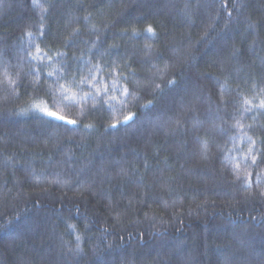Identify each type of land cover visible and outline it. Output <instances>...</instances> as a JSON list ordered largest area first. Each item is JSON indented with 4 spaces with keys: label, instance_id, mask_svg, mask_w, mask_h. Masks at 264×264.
Wrapping results in <instances>:
<instances>
[{
    "label": "trees",
    "instance_id": "obj_1",
    "mask_svg": "<svg viewBox=\"0 0 264 264\" xmlns=\"http://www.w3.org/2000/svg\"><path fill=\"white\" fill-rule=\"evenodd\" d=\"M261 100L264 0H0V264H264Z\"/></svg>",
    "mask_w": 264,
    "mask_h": 264
},
{
    "label": "snow or ice",
    "instance_id": "obj_2",
    "mask_svg": "<svg viewBox=\"0 0 264 264\" xmlns=\"http://www.w3.org/2000/svg\"><path fill=\"white\" fill-rule=\"evenodd\" d=\"M148 31H152L151 28L148 29ZM39 51V50H38ZM35 59V57H34ZM49 76H53L54 72H49L48 73ZM59 79V78H58ZM58 79L57 81H54L55 83H58ZM87 79V78H85ZM83 82V81H81ZM56 92H58L60 94L61 97V102L67 101L69 104H78L81 103L82 101H84L85 97H92L93 100L96 99V96L99 94V90H96V93H92V92H87L84 94V96L82 97H78L76 94L71 92L70 88H66L64 84H58V87L55 89ZM113 91H116L115 89ZM120 91V96H116V95H108V89L107 87L104 88V93L105 96L107 97L106 99L103 100V103L105 105L108 106L110 111H116V105L118 104H125L127 103V97L130 95V93L128 92L127 88H123ZM123 97V99L121 98ZM245 103H249L248 101H245ZM259 107H264V100L260 101ZM33 108L43 112L46 116L59 120V121H64L67 124H71V125H75L76 121L75 120H68L66 119V117L64 115L59 114L57 111H53L50 110L48 107L46 106H42V104H34ZM133 119L132 115H128L124 117L123 123H127L129 121H131ZM122 123L121 121H117L116 123L112 124V127H116L117 124ZM252 163L255 164L256 161V157L252 156ZM238 168V166H237ZM239 174V173H237ZM79 239V238H78Z\"/></svg>",
    "mask_w": 264,
    "mask_h": 264
}]
</instances>
